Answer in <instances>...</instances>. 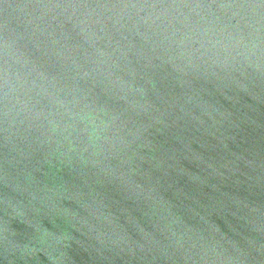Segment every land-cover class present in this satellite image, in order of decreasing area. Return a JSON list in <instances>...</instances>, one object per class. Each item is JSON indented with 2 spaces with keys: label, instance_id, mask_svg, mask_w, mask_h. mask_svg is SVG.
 Instances as JSON below:
<instances>
[{
  "label": "water",
  "instance_id": "water-1",
  "mask_svg": "<svg viewBox=\"0 0 264 264\" xmlns=\"http://www.w3.org/2000/svg\"><path fill=\"white\" fill-rule=\"evenodd\" d=\"M0 264H264V0H0Z\"/></svg>",
  "mask_w": 264,
  "mask_h": 264
}]
</instances>
